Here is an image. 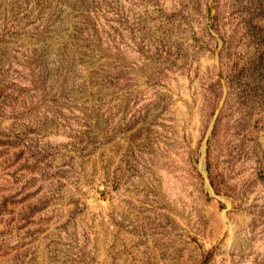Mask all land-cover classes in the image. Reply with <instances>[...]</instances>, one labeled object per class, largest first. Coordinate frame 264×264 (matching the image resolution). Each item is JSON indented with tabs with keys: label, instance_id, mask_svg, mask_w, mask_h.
<instances>
[{
	"label": "rangeland",
	"instance_id": "rangeland-1",
	"mask_svg": "<svg viewBox=\"0 0 264 264\" xmlns=\"http://www.w3.org/2000/svg\"><path fill=\"white\" fill-rule=\"evenodd\" d=\"M0 264H264V0H0Z\"/></svg>",
	"mask_w": 264,
	"mask_h": 264
}]
</instances>
